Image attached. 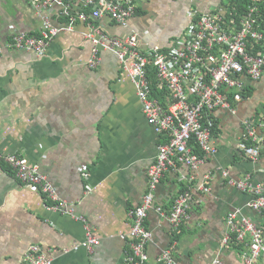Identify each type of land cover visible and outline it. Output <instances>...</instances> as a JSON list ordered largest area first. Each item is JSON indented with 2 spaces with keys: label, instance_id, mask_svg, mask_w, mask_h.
Returning <instances> with one entry per match:
<instances>
[{
  "label": "crops",
  "instance_id": "obj_1",
  "mask_svg": "<svg viewBox=\"0 0 264 264\" xmlns=\"http://www.w3.org/2000/svg\"><path fill=\"white\" fill-rule=\"evenodd\" d=\"M228 3L141 0L127 25L108 16L100 18V24L110 36L135 33L140 48H166L193 16ZM260 6L264 13V0ZM51 19L60 31L43 56L12 48L0 54V150L25 157L46 174L59 198L71 204L76 216H83L98 244L90 250L85 222L49 209L50 200L25 187L0 159V264H27L24 254L32 244L41 246L53 264H123L131 227L128 212L141 202L148 167L165 136L146 119L135 85L116 54L102 50L98 66L90 67L86 24L78 22L69 30L62 19ZM41 26V16L29 0H0L1 44L16 32L38 34ZM246 83L251 93L233 105L235 113L233 106L213 112L217 151L195 172L198 181L211 175V191H192L188 216L178 231L164 213L193 171L185 165L170 167L154 190V208L146 221L152 231L147 249L152 264L170 245L176 264H210L217 256L223 264H242L240 255L221 243L227 213L240 208L264 227V214L247 206L251 195L222 176L227 169L233 178L251 173L254 181H264V152L252 161L237 150L243 120L264 113V71L260 79L246 78ZM152 86L158 89L152 98L170 102L164 83L153 78ZM259 133L264 134V128Z\"/></svg>",
  "mask_w": 264,
  "mask_h": 264
},
{
  "label": "built area",
  "instance_id": "obj_2",
  "mask_svg": "<svg viewBox=\"0 0 264 264\" xmlns=\"http://www.w3.org/2000/svg\"><path fill=\"white\" fill-rule=\"evenodd\" d=\"M140 1L29 0L41 16L42 26L38 34L16 32L4 44L0 43V54L4 48H12L33 51L40 57L60 31L52 23V16L62 19L69 30L78 22L86 24L85 38L91 43L88 65L92 68L98 66L102 50L114 52L135 85L149 124L157 134L165 136L158 145L155 160L148 167L147 188L141 202L128 212L131 227L123 264H152L147 250L152 231L146 221L148 212L154 208V190L168 168L185 165L193 171L186 178V187L174 198L171 210L164 213L174 231L179 230L188 216L192 191L210 193L211 175L205 174L203 180L198 181L195 172L208 156L217 151L212 141L213 112L219 108L231 109L245 99L250 88L246 78L256 81L264 71V16L258 0H251L247 11L238 20L229 18V3L195 15L168 47L156 44L146 49L138 46L135 33L124 38L110 36L100 24V18L108 16L119 25H127ZM151 69L155 71L154 81L159 85L164 83L170 90V102L160 103L152 98ZM235 111L233 106L232 112ZM260 128H264V113L259 118L243 120L244 133L237 150L252 161H257L264 152V134L259 133ZM0 159L25 187L50 200L49 209L85 222L83 216L75 215L71 204L59 198L46 174L36 165H30L21 155L3 154L1 150ZM222 176L229 185L251 195L247 202L251 210L264 214V181H254L251 173L233 178L227 169H222ZM156 210L163 213L159 206ZM84 228L86 243L91 250L98 244V239L87 222ZM221 243L237 252L242 264H264V227L240 208L227 213ZM24 255L27 264H53L52 258L38 244L29 246ZM156 264H176L173 245L159 252ZM210 264L223 262L217 256Z\"/></svg>",
  "mask_w": 264,
  "mask_h": 264
},
{
  "label": "trees",
  "instance_id": "obj_3",
  "mask_svg": "<svg viewBox=\"0 0 264 264\" xmlns=\"http://www.w3.org/2000/svg\"><path fill=\"white\" fill-rule=\"evenodd\" d=\"M260 1L261 0H258L259 6H260ZM250 3H251L250 0H229V6H228L229 18H233L235 20H238L247 11V5ZM260 7L262 8V6H260ZM260 11H261L262 16H264L262 9H260ZM154 74H155V71L153 69H151L149 72V75H150V78L152 79V81H153V78L155 77ZM154 85H155V83H154ZM153 86H152V93L155 94V92H158V89L156 87L153 88ZM249 90L246 91V96L250 95L251 92ZM216 126H217L216 121L214 120V126H212V128H211L213 133H214V129H216ZM192 149L196 152L198 151V149L195 146L194 147L192 146Z\"/></svg>",
  "mask_w": 264,
  "mask_h": 264
}]
</instances>
